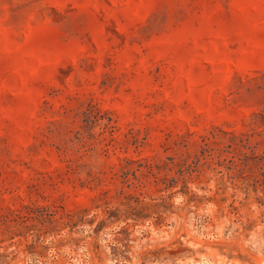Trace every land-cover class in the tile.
Segmentation results:
<instances>
[{"label": "rangeland", "instance_id": "1", "mask_svg": "<svg viewBox=\"0 0 264 264\" xmlns=\"http://www.w3.org/2000/svg\"><path fill=\"white\" fill-rule=\"evenodd\" d=\"M0 264H264V0H0Z\"/></svg>", "mask_w": 264, "mask_h": 264}]
</instances>
